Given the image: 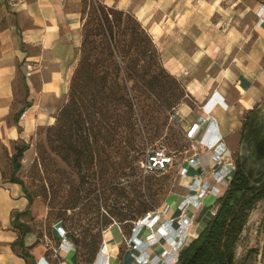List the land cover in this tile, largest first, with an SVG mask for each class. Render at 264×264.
<instances>
[{
  "label": "crops",
  "instance_id": "1",
  "mask_svg": "<svg viewBox=\"0 0 264 264\" xmlns=\"http://www.w3.org/2000/svg\"><path fill=\"white\" fill-rule=\"evenodd\" d=\"M98 1L132 13L152 36L168 71L185 81L191 95L202 104L200 111L186 104L180 106L185 132L200 124L201 117L202 132L208 128L209 115L202 112V106L217 92L224 104L216 106L210 116L217 122L223 146L230 150L226 160L236 158L252 177L250 163L264 161V25H258L256 18L264 0H251L246 5V13L254 14L249 30L239 28L234 21L244 12V0ZM69 5V0H0V226L5 230L13 227L15 218L28 206L22 186L10 180L12 156L17 147L28 143L36 124L43 121L46 113L41 106L60 102L74 74L82 44V20L80 13L68 9ZM212 153L197 145L187 159L193 158L198 164L184 162L189 173L181 180L187 193L197 177L213 182V172L219 168ZM183 198L165 204L169 208L165 218L181 216L177 207ZM198 213L188 212L192 219L188 241L212 219L208 211L197 220ZM18 237L11 231L0 233V264L32 263L23 256L22 248L13 251ZM57 241L53 263L35 247L27 253L36 264H75L76 252L61 250L58 237ZM104 241L109 264L133 263L128 245L123 258L119 257L124 243L120 230L110 231ZM34 244V238L27 234L25 247ZM96 264L105 262L99 258Z\"/></svg>",
  "mask_w": 264,
  "mask_h": 264
},
{
  "label": "rangeland",
  "instance_id": "2",
  "mask_svg": "<svg viewBox=\"0 0 264 264\" xmlns=\"http://www.w3.org/2000/svg\"><path fill=\"white\" fill-rule=\"evenodd\" d=\"M69 1L68 9L84 17L80 30L83 39V24L90 10L88 2ZM251 2L244 0V12L234 20L243 30L253 27L254 14L245 11ZM81 48L77 52L74 73L79 66ZM159 54L169 72L160 51ZM99 70L96 77L101 75ZM174 77L186 96L170 110L165 107L161 89H151L147 80L141 78L129 82V86L135 84V91L126 97L131 99L132 109L127 99L118 103L112 99V80L103 92L99 81H82V94L72 100V78L69 90L60 102L41 106L46 114L43 121L36 124L26 144L29 149L21 159L17 174L32 198L31 206L25 209L28 215L21 217L18 224L30 228L29 234L35 240L34 249L40 250L47 260L52 263L56 260L59 236L53 234V228L58 219H62L65 229L78 238L86 232L90 236H99L100 245L110 231L120 230L124 243L119 257L123 258L129 232L134 222L144 216L140 213L141 204L156 211L170 200L188 195L179 169L196 149L186 137L179 109L186 104L192 110L200 111L202 104L191 95L185 81ZM156 148H165L175 154L174 164L165 172L145 175L140 164L148 151ZM233 161L236 164V158L233 157ZM250 167L253 183L261 184L264 161L250 163ZM216 200L213 197L204 202L196 219L208 211L213 218ZM132 206L138 211L133 212ZM18 227L20 225L16 224L5 230L0 226V233L11 231L19 236L22 229ZM189 242L190 239L187 245ZM13 251L17 253L19 246L13 247ZM233 251L234 264H264V198L257 200L248 212ZM84 252L80 247L79 261L90 264L89 258L82 255Z\"/></svg>",
  "mask_w": 264,
  "mask_h": 264
},
{
  "label": "trees",
  "instance_id": "3",
  "mask_svg": "<svg viewBox=\"0 0 264 264\" xmlns=\"http://www.w3.org/2000/svg\"><path fill=\"white\" fill-rule=\"evenodd\" d=\"M85 1L88 2L90 10L83 24L79 66L70 86L72 100L77 94H82L80 93L82 81H99L102 84L100 91L103 92L106 84L112 80L113 85L110 87L112 99L116 103L125 101L128 93L132 94L135 91V84L129 86V82L141 78L147 80L151 89L155 87L161 89L160 93L164 97L167 110L180 104L186 96L184 89L179 81L164 68L152 36L136 17L130 12L105 6L98 0ZM81 20L83 22L84 17H81ZM98 68L101 75L96 77ZM127 103L132 109L131 99L128 98ZM28 149L27 145L16 148L11 159L14 171L10 180L22 186L28 206H31L32 198L17 175L21 169V159ZM167 152L174 157L175 154ZM149 153L150 151L147 155ZM78 155L81 156V153L78 152ZM146 157L142 162L146 160ZM154 173L160 172L154 171L148 174ZM263 198L264 177L261 184L255 185L252 177L237 161L236 171L230 179L228 189L222 197L216 200L217 210L214 217L202 232L181 251L178 264H234L233 250L243 230L248 212L254 208L257 200ZM139 208H142L140 213L143 215L151 211V208H147L145 204H141ZM131 209L133 212L138 211V208L134 206ZM27 215V210L19 213L13 222V227L16 224L20 225L18 228L22 231L12 247L18 245L24 251L23 256L32 261L30 264H36L34 257L27 253L35 247V244L29 248L24 245V237L30 233V228L24 224H18L20 218ZM58 223L75 246L74 263L81 264L79 261V248L81 247L85 251L82 255L89 258L88 263L95 264L100 237L90 236L86 232L82 238H78L65 229L62 219H58L55 225ZM53 229V234H57L55 226ZM132 229L128 236H131Z\"/></svg>",
  "mask_w": 264,
  "mask_h": 264
},
{
  "label": "built area",
  "instance_id": "4",
  "mask_svg": "<svg viewBox=\"0 0 264 264\" xmlns=\"http://www.w3.org/2000/svg\"><path fill=\"white\" fill-rule=\"evenodd\" d=\"M256 18L258 25H264V3L259 5ZM30 75L31 73L28 72L27 76ZM217 95V92H214L202 107L204 114L209 115L208 128L202 132L201 124L204 120L201 117L200 124L194 125L190 131L186 132L187 139L195 144L193 149L199 145L213 151L212 160L219 168L213 172V182H209L203 177H197L189 184L188 195L182 199L177 207L181 213L178 219L165 218L169 208L163 206L156 211L146 213L134 222L131 236L127 240V245L132 249V264H178L180 253L187 245L192 226V219L188 216V212L192 210L201 211L205 198L212 196L218 199L228 189L230 179L236 171V164L226 160V157L231 154L230 150L223 146L217 122L210 116L216 106L222 107L224 104L223 99ZM173 162L174 157L165 148H156L150 151L146 160L141 163V169L145 175L154 171L165 172L172 166ZM184 162L194 166L198 164L193 158L185 159L179 169L180 178L187 177L189 173ZM55 229L60 239V249L66 250V252L75 251L74 244L60 223L55 225ZM99 258H102L105 264H109L108 245L105 241L100 245L97 260ZM60 264L66 263L61 262Z\"/></svg>",
  "mask_w": 264,
  "mask_h": 264
},
{
  "label": "bare ground",
  "instance_id": "5",
  "mask_svg": "<svg viewBox=\"0 0 264 264\" xmlns=\"http://www.w3.org/2000/svg\"><path fill=\"white\" fill-rule=\"evenodd\" d=\"M209 108V107H208Z\"/></svg>",
  "mask_w": 264,
  "mask_h": 264
}]
</instances>
